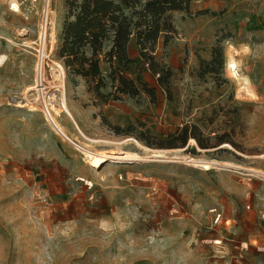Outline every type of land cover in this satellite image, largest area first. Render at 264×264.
<instances>
[{
	"label": "rangeland",
	"instance_id": "rangeland-1",
	"mask_svg": "<svg viewBox=\"0 0 264 264\" xmlns=\"http://www.w3.org/2000/svg\"><path fill=\"white\" fill-rule=\"evenodd\" d=\"M67 1H48L38 78L47 0H0V264H264V0L172 12L154 52L163 82L132 38L137 95L105 60L96 78L66 65ZM85 149L144 159L94 167Z\"/></svg>",
	"mask_w": 264,
	"mask_h": 264
},
{
	"label": "trees",
	"instance_id": "trees-1",
	"mask_svg": "<svg viewBox=\"0 0 264 264\" xmlns=\"http://www.w3.org/2000/svg\"><path fill=\"white\" fill-rule=\"evenodd\" d=\"M191 3L192 0H68L69 18L73 19L64 25L60 55L73 72L85 77L100 76L101 62L107 61L109 76L119 83V90L137 95L141 88L124 74L123 64L132 61L128 52L130 41L135 38L141 56L150 61L151 69L163 82L164 76L167 79L172 71L158 68L155 46L163 33L170 35L175 31L171 13L190 12ZM168 39L166 36V42ZM107 42L110 48L104 50ZM142 89L154 93L146 85Z\"/></svg>",
	"mask_w": 264,
	"mask_h": 264
},
{
	"label": "bare ground",
	"instance_id": "bare-ground-1",
	"mask_svg": "<svg viewBox=\"0 0 264 264\" xmlns=\"http://www.w3.org/2000/svg\"><path fill=\"white\" fill-rule=\"evenodd\" d=\"M13 7L15 8V10H19V5L18 3L16 2V0H13ZM55 64L58 66V68L60 69V71L64 70V67L61 63H58V62H55ZM236 64L233 63V66H235ZM58 70V69H57ZM63 74V73H62ZM33 87H29V89H31ZM64 100V98H63ZM64 104H65V100H64ZM34 107V106H33ZM65 107V108H64ZM64 109L66 111V113L71 116V118H73L72 116V113L70 112V110L68 109L67 105L65 104L64 105ZM36 108V107H34ZM54 108V111L55 113L58 115V116H61L62 113L61 111L57 108V107H53ZM52 116V115H51ZM51 122L53 123V125L56 127V129L61 133L63 134L64 136H66L67 138H69V136L67 135L66 133V129L65 127L62 125V123H60V121H58V119H56V117H52L51 118ZM74 123L76 124V122L74 121ZM77 125V124H76ZM130 139H134V138H126L125 141L127 140H130ZM135 140V139H134ZM137 141V140H135ZM83 149V148H82ZM84 150V149H83ZM85 154L87 156V158L89 159V161L91 162V164L94 166V167H98L102 162H104L105 160H107L108 158H111V159H114V160H119V161H122V162H131V161H139V160H143L144 158L138 154V153H135V152H128V151H125V152H122V151H114V152H99V151H94V150H90V149H85ZM158 155V154H157ZM156 155V156H157ZM187 158L189 161H194L196 163V160L194 157H185ZM184 159V158H183ZM186 159V160H187ZM146 160V159H145ZM207 161V160H205ZM205 161H200L202 162V165L203 167H209L211 166L210 163L208 162H205ZM212 161V160H211ZM215 164V163H214ZM227 164V165H226ZM223 165V164H221ZM224 165L228 166V165H231L230 163L228 162H225ZM232 166V165H231ZM235 168H242L246 171H248L249 174H253V175H257L258 173H262L263 171L262 170H259V169H255L253 167H241V165H235Z\"/></svg>",
	"mask_w": 264,
	"mask_h": 264
},
{
	"label": "built area",
	"instance_id": "built-area-1",
	"mask_svg": "<svg viewBox=\"0 0 264 264\" xmlns=\"http://www.w3.org/2000/svg\"><path fill=\"white\" fill-rule=\"evenodd\" d=\"M34 1H36V0H16V2L18 3L19 7H20V5L21 6H29ZM48 1L49 0H47L46 7H44V9H43L42 25L40 26V33H39V45L42 47L43 51L41 52L40 61L38 59V68H39L38 78H41L42 74H43V62H44V55H45L44 54V47H45V44H46V41H47V33H48V26H49V23H48V21H49ZM35 43H37V42H35ZM38 52H40V51H38ZM45 58H46V56H45ZM41 84L42 83H40V85ZM45 106H46V108H45L46 116L51 121V118H52L51 110H50V108L48 107L47 104Z\"/></svg>",
	"mask_w": 264,
	"mask_h": 264
}]
</instances>
